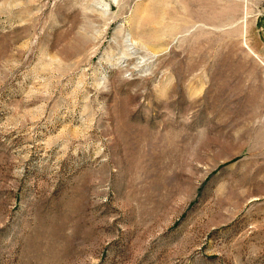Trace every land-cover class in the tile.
Returning a JSON list of instances; mask_svg holds the SVG:
<instances>
[{
	"label": "rangeland",
	"instance_id": "374dc122",
	"mask_svg": "<svg viewBox=\"0 0 264 264\" xmlns=\"http://www.w3.org/2000/svg\"><path fill=\"white\" fill-rule=\"evenodd\" d=\"M0 264H264V0H0Z\"/></svg>",
	"mask_w": 264,
	"mask_h": 264
}]
</instances>
